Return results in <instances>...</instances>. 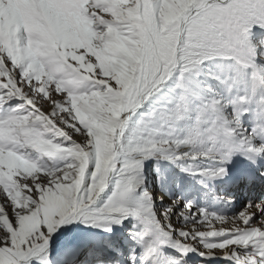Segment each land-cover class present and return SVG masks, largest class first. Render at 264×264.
I'll return each mask as SVG.
<instances>
[{"label":"snow or ice","instance_id":"snow-or-ice-1","mask_svg":"<svg viewBox=\"0 0 264 264\" xmlns=\"http://www.w3.org/2000/svg\"><path fill=\"white\" fill-rule=\"evenodd\" d=\"M0 264H264V0H0Z\"/></svg>","mask_w":264,"mask_h":264}]
</instances>
